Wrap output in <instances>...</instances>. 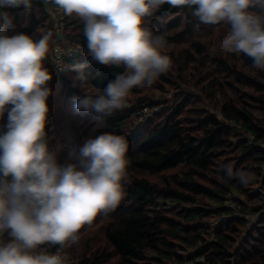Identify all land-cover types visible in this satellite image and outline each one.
I'll return each instance as SVG.
<instances>
[{"label": "trees", "instance_id": "obj_1", "mask_svg": "<svg viewBox=\"0 0 264 264\" xmlns=\"http://www.w3.org/2000/svg\"><path fill=\"white\" fill-rule=\"evenodd\" d=\"M50 7L59 11L58 6H46L43 0H33L31 10L0 8V23L8 24L9 36L24 34L38 40L47 34L53 40L55 20L49 14ZM60 12L65 23L61 43L66 49L78 52L66 59L69 68L64 73L53 68L51 52L43 64L53 77L49 82L53 93L48 101L51 114L47 127L49 147L57 154L58 162L64 164L75 146H81L88 138L89 132L83 124L77 123L74 114L69 112L64 116L61 109L60 114L55 113L54 100H63L61 105L65 112L75 110L76 100L102 91L126 69L91 60L83 21L75 14L67 16ZM147 20L146 27L153 35L163 37L167 47L160 51L170 60L169 70L158 76L152 83H158L154 87L164 90L174 83V77L181 76L191 67L194 71L199 68L198 73L211 78L201 90L206 89L211 99L221 97L223 118L209 108L199 106L203 92L200 97L185 94L175 106H166L138 124L133 121L136 111L145 106L153 108L156 106L153 101L141 98L136 102L130 97L131 101L126 100L124 109L102 121L81 113L80 121L91 122L89 131L95 137L112 133L127 138L128 163L122 181L127 195L113 212L114 218L102 227L104 242L97 239L92 241L93 244L78 241L80 252L71 253V264H113V260L114 264H167L173 259L177 264H185L194 261L196 256L205 257V263L200 264H264V215L256 227L244 234L241 230L245 227L244 221L234 217L225 205L229 192L246 196L248 202H238L243 210L255 212V203L261 200L264 149L249 145L231 122L241 124L255 134L257 140H264V70L253 67V61L243 53L218 50L216 55L212 54L211 40L203 37L213 39L217 33L226 35L230 31L226 24H200L190 9L172 8L167 4ZM187 43V48H178ZM80 65H85L83 72L88 78L85 88L74 86L73 82L77 72L72 69ZM173 66H177V74L171 70ZM200 77L197 75L196 81ZM143 87L132 88L129 95L143 94ZM256 109L263 113L262 119L255 116ZM66 119L70 123H64ZM7 123L5 112L0 118V135L7 131ZM93 135L91 138H95ZM229 166L234 173L238 170L252 173L254 179L244 185L235 175L229 178L226 174ZM252 190L258 191L253 194L250 193ZM206 202L218 204L217 208L208 209L204 205ZM262 210L260 208L258 212ZM216 214L224 218L218 226L217 223L209 226L208 220ZM88 226L84 225L80 231ZM240 234H244L243 239L237 244L236 235ZM9 239L7 235L6 242ZM236 244L249 245L251 249L234 253ZM45 245L59 253L74 248L70 242ZM94 245L100 246L89 253ZM177 246L194 248L196 252L182 256L177 252Z\"/></svg>", "mask_w": 264, "mask_h": 264}, {"label": "clouds", "instance_id": "obj_2", "mask_svg": "<svg viewBox=\"0 0 264 264\" xmlns=\"http://www.w3.org/2000/svg\"><path fill=\"white\" fill-rule=\"evenodd\" d=\"M84 24L88 56L109 67H124L101 91L86 94L74 108L98 121L126 107L130 90L151 86L170 68L162 36L146 27L147 18L161 6L191 10L204 25L229 26L218 48L223 53H243L253 67L264 70V0H43ZM33 8V0H0V8ZM4 18L6 14H3ZM10 23V19L8 21ZM0 23V118L8 115L7 131L0 135V233L10 237L0 243V264H65L58 254L37 251L42 245L78 243V233L97 216L114 212L126 198L129 142L104 133L87 138L73 149L64 164L49 147V82L43 61L50 36L33 39L7 35ZM85 65L72 69L74 86L85 88ZM11 106V107H9ZM247 185L250 172L226 169Z\"/></svg>", "mask_w": 264, "mask_h": 264}, {"label": "rangeland", "instance_id": "obj_3", "mask_svg": "<svg viewBox=\"0 0 264 264\" xmlns=\"http://www.w3.org/2000/svg\"><path fill=\"white\" fill-rule=\"evenodd\" d=\"M48 9H49V14L54 18V15L57 12V10H55V9H53L51 7L48 8ZM59 11H62L63 12V10L60 9V8H59ZM60 18H61V15H60ZM54 32H55V29H54ZM222 37L223 36L220 35V34H218V33L213 37V39H211L209 37H203L204 40H208V39L211 40V43H212V45H211L212 54L216 55V53L218 52V50H219L218 44L220 42L219 39H221ZM52 44H53V40H50V42H49L50 51L49 52H51V46H52ZM188 45H189V43H187L186 45L178 46V48H181V49L187 48ZM62 49L65 52H68L71 48L70 49H66L62 45ZM49 52H48V54H49ZM212 54H210V57H213ZM68 65H69V63H68ZM52 66H54V65L52 64ZM53 68L55 69V67H53ZM171 70L174 71L173 73H175V74L178 73L177 66H173L171 68ZM197 71H200V69L197 68L196 71H194L193 68L191 67L187 72L181 74V76L174 77V81H173L174 83L173 84H170L164 90L159 89L158 86L154 87V85H156L158 83L151 84V86H144L143 87V90H142V91H144L143 94H140V93H139L140 95L139 94H130V95H128L126 97V100H130L131 101V99H130V97H131L132 100L133 101H136V102L140 101L138 99H141V98H145V100H151V101H153V104L154 105H157L159 107V109L154 110V112L152 113L151 116H154L156 113L159 112V110L161 111L166 106H168V107L169 106H175L181 100L182 96L185 97V94L188 95V96H190V97H196V96L197 97H200L201 96V92H203V98H201L202 101H199V106L202 105V106L208 107L212 112L217 113L220 118H223L221 116V111H220L221 104L223 103V101L221 100V97L220 98L219 97H216V98L211 99V98H209L207 96L206 89L201 90L202 89V85L207 84L208 79H211V78L208 77V75H207L208 78L207 77H204L203 74H200ZM197 75L202 76V77H200L199 81H196V76ZM145 87H147V90L146 91H145ZM232 93H234V92L232 91ZM231 94L229 93V95H231ZM62 101L63 100H60V99L59 100H57V99L54 100V105L56 106L55 107V113L60 114V109H61L63 111V113H64V116H68L70 113L74 114L75 118L77 119V123L79 125L83 124V126L86 127L87 131L89 132L88 138H91V136L94 134L93 132H90L89 131V130H91V122L85 121V122L82 123V121H80V118H81L80 117V114L81 113H78L75 110L69 109V110H67V112H65L63 110V108H62V105H61V102ZM254 114L259 119H262L263 118V113L260 110H257V109L254 110ZM50 115L51 114L49 113V116ZM91 119H92V115H91ZM66 120L67 121H64V123H68L69 122L68 119H66ZM232 126L236 129V131H238L239 133H241L239 131L240 129L238 127H235L234 124ZM60 132L63 133V134H65V135H67V133L64 130H61L60 129ZM93 137H95V136L93 135ZM242 137L244 138L243 134H242ZM256 143H257V146L258 145L260 146L261 143H264V140H257V138H256ZM76 148H78V147L75 146V149ZM257 191L258 190H252L250 193H253V194L255 193L256 194ZM263 195H264V189H261V200H259V202L260 201L261 202L259 203L257 201L255 203L256 205L254 204L255 205V210H254L255 212L248 211V210H243L242 209V213L250 214L251 215V218L252 219L251 218L249 219V218H246L240 212L234 211L230 207V205L233 204V202H236V203H238L239 201L246 202L247 201L246 196H244L241 193H233V192H229L227 194V200H226L225 205H227V207L229 209H231L234 217L243 220L244 223H245V227H242L241 228V230L243 231L242 233L249 232V230H251L253 227H256L258 225L259 220L264 215V205L262 204V200H264ZM204 205L208 206V209L214 210V209L217 208V205L218 204L216 205L215 203L206 202V203H204ZM260 208H263V210L260 211V212H258ZM113 218H114L113 217V212H111L109 214H106V215L101 214V215L97 216L94 223H92L91 225H89L88 227H86L85 230L80 231L77 234L78 235V238H79L78 241L79 242L83 241L84 243H86L88 241L89 243H92L93 240L97 239V241L98 240H102V242H104L102 227L104 228V226L110 220H112ZM222 218H224V216H221V215H218V214H216L215 216L211 217L210 220H208L209 226L210 225H214L216 223H217V226H218L220 224V220ZM213 234H211V235L213 236ZM244 234H240L239 236L236 235V237H238V240H239V242L237 244H239L240 241L243 239V235ZM4 243H7L6 240H5ZM70 244L74 248H72V249H64L60 253H63L62 255L65 254L66 257L73 258L71 256V253H79L80 252V248L78 247L77 243L73 244V243L70 242ZM99 246L100 245H98V246L94 245L93 248H92L93 250L89 251V253H91L92 251L96 250L97 247H99ZM48 247L50 248L49 245H48ZM183 248H184V246H183ZM244 248L251 249V247L249 245H245L243 247H241L240 245H237L236 247H234V249L232 250V252H234V253L240 252ZM177 252L180 253L182 256H184V255H188L189 253H193L194 254V252H196V249L190 248V247H186V249H182V248H180V247L177 246ZM112 262L114 264V260ZM174 263H175V261L173 259V260L169 261L167 264H174ZM221 264H223V263H221Z\"/></svg>", "mask_w": 264, "mask_h": 264}, {"label": "built area", "instance_id": "obj_4", "mask_svg": "<svg viewBox=\"0 0 264 264\" xmlns=\"http://www.w3.org/2000/svg\"><path fill=\"white\" fill-rule=\"evenodd\" d=\"M60 15H61L60 11H57L54 15L55 38L53 39V44L51 46V58H52V61L54 62L55 70L58 73H63L67 70V64L65 62V58L73 56L75 54V51L70 50L68 52H65L62 49V43H61L62 40L60 38V34L63 32V30L65 28V23L63 22L62 18H60ZM76 52H78V51H76ZM156 109H159V107L157 105L154 106L153 108L147 107V106L139 108L135 113L134 120H133L134 123H136V124L141 123L144 120H146L147 118L151 117L152 113ZM233 124L235 125V127H238L240 129L239 131L243 134L244 138L247 139L249 145H251V146L257 145L255 134H253L250 131H247L241 124H239L237 122H234V121L231 122V125H233ZM259 147L264 148V143H261ZM263 197H264V195H263ZM262 203L264 205V200H262ZM230 207L234 211H237V212H240L241 214H243L246 218H249V219L251 218L250 214L242 213L243 207L239 203L233 202V204H231ZM6 237H7V233H0V243H4L6 240ZM41 250H44L49 254L60 255L61 258L64 260L65 264L73 263V261L69 257H66L65 254L62 255L63 253L52 251L51 248H49L46 245H42L40 249H37V251H41ZM200 263H205V257L204 256H196L194 261L188 262L185 264H200ZM174 264H177V263L175 262Z\"/></svg>", "mask_w": 264, "mask_h": 264}, {"label": "bare ground", "instance_id": "obj_5", "mask_svg": "<svg viewBox=\"0 0 264 264\" xmlns=\"http://www.w3.org/2000/svg\"><path fill=\"white\" fill-rule=\"evenodd\" d=\"M53 13H54V12H53ZM53 13H52V14H53ZM61 34H62V33H61ZM61 34H60V38H61ZM70 50L75 51V49H72V48H71ZM70 50H69V51H70ZM76 53H77V52L75 51V54H76ZM71 57H72V56H71ZM67 58H69V57H66V58H65V62H66V64H67V69H68V68H69V65H68V62H67V60H66ZM51 59H52V58H51ZM52 63H53V65H54V62H53V61H52ZM54 67H55V65H54ZM66 71H67V70H66ZM66 71H65V72H66ZM63 73H64V72H63ZM207 108H208V107H207ZM251 219H252V218H251ZM221 220H222V219H221Z\"/></svg>", "mask_w": 264, "mask_h": 264}]
</instances>
